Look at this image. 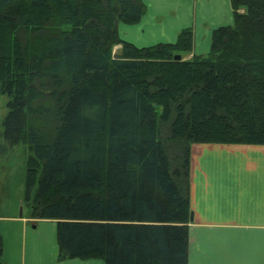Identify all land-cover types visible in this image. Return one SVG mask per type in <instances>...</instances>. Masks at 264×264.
<instances>
[{
    "label": "trees",
    "instance_id": "1",
    "mask_svg": "<svg viewBox=\"0 0 264 264\" xmlns=\"http://www.w3.org/2000/svg\"><path fill=\"white\" fill-rule=\"evenodd\" d=\"M230 2L209 53L175 60L190 28L120 36L143 0H0L2 137L29 148V217L56 221L60 259L188 264L192 145H264V0Z\"/></svg>",
    "mask_w": 264,
    "mask_h": 264
},
{
    "label": "crops",
    "instance_id": "2",
    "mask_svg": "<svg viewBox=\"0 0 264 264\" xmlns=\"http://www.w3.org/2000/svg\"><path fill=\"white\" fill-rule=\"evenodd\" d=\"M143 2L140 22L119 25L122 39L140 48L174 43L190 28L188 58L205 55L213 31L233 24L230 0ZM189 202L188 264H264V145L193 144ZM0 218L18 224L0 229L1 264H106L100 258L60 259L56 221ZM8 249L15 254L10 263L3 260Z\"/></svg>",
    "mask_w": 264,
    "mask_h": 264
},
{
    "label": "rangeland",
    "instance_id": "3",
    "mask_svg": "<svg viewBox=\"0 0 264 264\" xmlns=\"http://www.w3.org/2000/svg\"><path fill=\"white\" fill-rule=\"evenodd\" d=\"M120 47V49L119 45H115L113 47V55L120 53L122 46ZM207 54L203 56H206ZM180 55L183 60H190L193 58H188L187 55H189V52L181 53ZM7 101V95H0V146L4 145V148H7L5 153L0 154V217L17 216L23 218L29 217L30 214L29 206L25 200V183L29 148L24 144L10 148L2 137L3 121L8 112ZM17 225L18 224L16 222L6 221L5 219L0 218V229L2 230H12V228L16 229ZM7 236V240L9 241V235ZM20 238L22 237L20 236ZM12 256H15V254H13V251L8 249L3 257L4 262L10 263L11 259L14 260V257ZM18 262L21 263L20 259Z\"/></svg>",
    "mask_w": 264,
    "mask_h": 264
},
{
    "label": "water",
    "instance_id": "4",
    "mask_svg": "<svg viewBox=\"0 0 264 264\" xmlns=\"http://www.w3.org/2000/svg\"><path fill=\"white\" fill-rule=\"evenodd\" d=\"M181 58H182L181 55H176V56L174 57L175 60H180ZM190 219L193 220V214H191Z\"/></svg>",
    "mask_w": 264,
    "mask_h": 264
},
{
    "label": "bare ground",
    "instance_id": "5",
    "mask_svg": "<svg viewBox=\"0 0 264 264\" xmlns=\"http://www.w3.org/2000/svg\"><path fill=\"white\" fill-rule=\"evenodd\" d=\"M182 59V58H181Z\"/></svg>",
    "mask_w": 264,
    "mask_h": 264
}]
</instances>
